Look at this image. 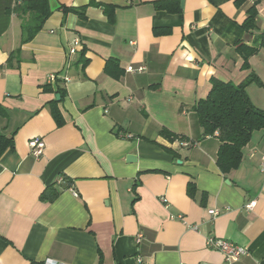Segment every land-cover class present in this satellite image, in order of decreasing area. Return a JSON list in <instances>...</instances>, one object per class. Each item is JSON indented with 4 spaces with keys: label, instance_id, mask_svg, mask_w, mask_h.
Listing matches in <instances>:
<instances>
[{
    "label": "crops",
    "instance_id": "0c3cea01",
    "mask_svg": "<svg viewBox=\"0 0 264 264\" xmlns=\"http://www.w3.org/2000/svg\"><path fill=\"white\" fill-rule=\"evenodd\" d=\"M30 1L0 0V132L14 141L0 158V264H264V130L223 172L195 110L213 79L252 73L264 110V0H48L22 42ZM238 43L258 49L249 69ZM217 236L249 254L226 260L207 245Z\"/></svg>",
    "mask_w": 264,
    "mask_h": 264
},
{
    "label": "trees",
    "instance_id": "16d2710c",
    "mask_svg": "<svg viewBox=\"0 0 264 264\" xmlns=\"http://www.w3.org/2000/svg\"><path fill=\"white\" fill-rule=\"evenodd\" d=\"M167 1L160 0L156 4L163 8L166 7ZM245 2L246 0H236L237 5H242ZM48 7V0H32L20 8L23 13H30L34 18V23L37 24L36 29L28 28L34 23H28V27L24 25L22 42L32 39L36 30L42 27L43 22L51 12ZM61 8L65 12H77L82 17L85 15V6L77 9L63 5ZM106 10L109 11V6H106ZM248 13L243 27L247 31H252L257 28V10L255 7H251ZM155 31L157 34H162L167 30ZM262 47L264 48V39ZM237 50L244 58V69H249V58L256 54L258 49L244 43H238ZM80 61L84 62V65L87 63L83 56ZM252 83L263 84L254 73L238 85L213 79L209 95L205 99H201L195 107L204 134L214 135L218 132V138L221 141L220 150L218 151V163L223 172H229L240 165L243 157V151L241 150L250 142L255 131L264 130V110L257 107L247 93V87ZM59 91L61 94L64 93L63 89ZM5 113V109L0 105V114L4 115ZM53 114L57 124L62 125L63 118L59 111L55 109ZM165 133L170 135L167 131ZM13 147V138L0 132V158L7 149ZM189 191H193V188L191 187Z\"/></svg>",
    "mask_w": 264,
    "mask_h": 264
},
{
    "label": "built area",
    "instance_id": "2783aa9c",
    "mask_svg": "<svg viewBox=\"0 0 264 264\" xmlns=\"http://www.w3.org/2000/svg\"><path fill=\"white\" fill-rule=\"evenodd\" d=\"M80 45V41L79 40H75L73 46L69 49V60L71 58H73V56L78 52V48ZM129 70H133V67H129ZM140 70H142V68H140ZM58 74L52 73L49 75V80L50 82H56L58 79ZM67 79V77H66ZM182 145L184 146H189L190 143L184 141L182 142ZM30 147L32 149V153L33 155H35V157H39L40 155H42L44 148H45V143L43 140L41 139H32L30 141ZM262 169L264 171V159L262 161ZM59 181H64L63 178H60ZM74 194L76 196H78V193H76L74 191ZM162 201L164 203H167L168 200L166 198H163ZM254 206V202L249 203L246 207L248 209H251ZM211 214L213 216H218L219 215V211L217 210H212ZM195 228H197V226H195ZM142 235H138V241L141 239ZM207 245L208 247H210L211 249H215L218 251H221L224 256L226 257V260L228 261H238L240 260L243 256L249 254L248 249L246 248V246H241L236 244L233 241H230L229 239H225V238H220V237H210L207 241ZM141 262V261H140ZM49 264H57V263H52L50 262Z\"/></svg>",
    "mask_w": 264,
    "mask_h": 264
},
{
    "label": "water",
    "instance_id": "95a60500",
    "mask_svg": "<svg viewBox=\"0 0 264 264\" xmlns=\"http://www.w3.org/2000/svg\"><path fill=\"white\" fill-rule=\"evenodd\" d=\"M182 4H183V1H182ZM57 98L60 99V95H57ZM134 158H135V156H133V155L129 157V159H134Z\"/></svg>",
    "mask_w": 264,
    "mask_h": 264
}]
</instances>
